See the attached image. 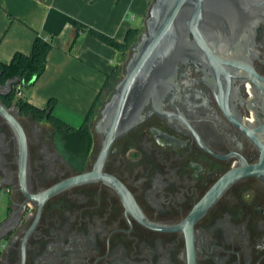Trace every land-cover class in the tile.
Returning a JSON list of instances; mask_svg holds the SVG:
<instances>
[{
    "label": "flooded vegetation",
    "instance_id": "flooded-vegetation-1",
    "mask_svg": "<svg viewBox=\"0 0 264 264\" xmlns=\"http://www.w3.org/2000/svg\"><path fill=\"white\" fill-rule=\"evenodd\" d=\"M210 39L217 70L204 51L180 63L158 110L148 105L114 141L102 175L55 192L40 213L28 194L92 172L103 134L90 123L91 149L77 155L59 147L52 123L19 112L23 187L18 143L0 116V178L11 194L0 264H264V177L246 169L261 160L250 131L264 124L254 76L264 78V0H234L228 28Z\"/></svg>",
    "mask_w": 264,
    "mask_h": 264
},
{
    "label": "water",
    "instance_id": "water-1",
    "mask_svg": "<svg viewBox=\"0 0 264 264\" xmlns=\"http://www.w3.org/2000/svg\"><path fill=\"white\" fill-rule=\"evenodd\" d=\"M233 3L234 0H151L145 30L131 47L123 75L114 84L96 119L95 127L103 134V143L93 171L70 177L37 195L28 194L30 199L39 200V213L44 201L55 192L91 176L102 175L103 164L114 141L146 118L148 105H152L150 113L158 110L174 84L180 63L194 59L199 51H204L210 65L217 70L223 58L211 45L210 37L228 28ZM254 76L264 91L261 84L264 78ZM21 83L25 84L19 76L10 78L4 85L0 83V95L9 93ZM19 112L15 104L9 107L0 99V116L12 128L18 143L19 175L24 187L29 146ZM261 134L264 135V124L250 131L261 149V160L246 169L264 177V139ZM4 185L0 180V188Z\"/></svg>",
    "mask_w": 264,
    "mask_h": 264
},
{
    "label": "crops",
    "instance_id": "crops-1",
    "mask_svg": "<svg viewBox=\"0 0 264 264\" xmlns=\"http://www.w3.org/2000/svg\"><path fill=\"white\" fill-rule=\"evenodd\" d=\"M151 0H0V60L10 62L16 52L29 54L51 8L123 40L132 27L143 29ZM77 33L68 23L53 39L46 69L21 96L45 107L57 100L53 115L79 127L113 69L120 52L98 37ZM1 180V178H0ZM11 202V200H10Z\"/></svg>",
    "mask_w": 264,
    "mask_h": 264
},
{
    "label": "trees",
    "instance_id": "trees-1",
    "mask_svg": "<svg viewBox=\"0 0 264 264\" xmlns=\"http://www.w3.org/2000/svg\"><path fill=\"white\" fill-rule=\"evenodd\" d=\"M68 23L74 25L77 30L71 45H74L78 41L81 32H88L114 46L120 52V62L115 65L112 75L108 76L85 121L79 127L68 124L53 115L57 102L55 98H50L45 107H38L22 96L17 95V85L9 93L1 95V99L9 107L15 104L16 108L20 109V113L24 115L31 116L37 121L43 120L52 123L59 132L64 148L67 151L77 155H86L89 153L93 142L89 120L96 110L98 101L110 90L112 77L120 75L122 69L121 62L126 59L131 47L137 41L143 29L132 27L127 31L123 40H118L65 12L51 8L46 16L42 31L36 36L31 52L29 54L21 51L16 52L10 62L0 60V83L4 85L10 78L19 76L25 83H21L22 86L32 85L46 69L47 56L53 47L54 37L60 34ZM33 78L35 79L33 80Z\"/></svg>",
    "mask_w": 264,
    "mask_h": 264
},
{
    "label": "rangeland",
    "instance_id": "rangeland-1",
    "mask_svg": "<svg viewBox=\"0 0 264 264\" xmlns=\"http://www.w3.org/2000/svg\"><path fill=\"white\" fill-rule=\"evenodd\" d=\"M145 30V26L143 27V31ZM142 31V32H143ZM131 53V50L128 53V56L126 57V59H124L121 64H122V69H121V73L118 76H113L110 82V90L105 93L103 95V97L98 101L97 106H96V110L94 112V114L91 116L90 120H89V124L92 122H95L96 119L99 116V111L103 105V103L105 102V100L108 98L109 94L111 93L114 84L116 83V81L123 75V70H124V66L126 64V61L129 57V54ZM90 133L93 134V131L90 130ZM56 141L59 145L60 148H63V141L61 140L59 134L56 136ZM10 200H11V194L10 193H2V189L0 188V220H2L8 212L9 209V205H10Z\"/></svg>",
    "mask_w": 264,
    "mask_h": 264
},
{
    "label": "built area",
    "instance_id": "built-area-1",
    "mask_svg": "<svg viewBox=\"0 0 264 264\" xmlns=\"http://www.w3.org/2000/svg\"><path fill=\"white\" fill-rule=\"evenodd\" d=\"M17 95L18 96H21L22 94V85L21 84H17ZM2 189V193L5 194V193H9V188L8 186L4 185L1 187ZM4 247V239H0V248H3Z\"/></svg>",
    "mask_w": 264,
    "mask_h": 264
}]
</instances>
